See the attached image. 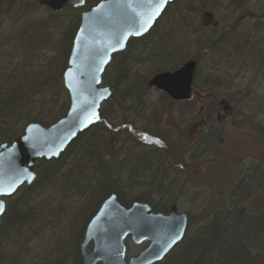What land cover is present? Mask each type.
Instances as JSON below:
<instances>
[{
  "label": "trees",
  "instance_id": "1",
  "mask_svg": "<svg viewBox=\"0 0 264 264\" xmlns=\"http://www.w3.org/2000/svg\"><path fill=\"white\" fill-rule=\"evenodd\" d=\"M99 1L101 0H85L83 7L78 9L66 7L71 12L66 18H60V14L48 11V19L38 20L31 33L22 28V34L17 39L0 46V144H10L22 135L28 124L36 123L47 127L66 113L69 102L61 77L67 67L81 13ZM16 2L17 0H0V14L6 7L13 8ZM195 2L197 0L189 1L186 10L193 8ZM176 4L177 2H173L168 5L166 13L164 11L157 22L162 18L167 19L166 23L170 19L174 20L176 12L173 10ZM242 11L249 14L243 16V19L251 17L255 20L253 28L258 29L254 30L255 33L262 29L264 7L259 15H252L253 12H248L245 2ZM243 19L235 20L229 33L236 31ZM210 21L208 22L215 26L212 19ZM170 29V33L163 31L156 38L149 39L150 31L141 38L132 39L129 41L132 43L130 46L128 43L121 54L113 57L116 74L112 80L116 83V90L122 88L120 96L124 103L117 106V111L112 116H115L114 121L119 117V123L111 125L107 120L108 111L101 109L99 123L79 134L63 154L55 160L37 163L34 183L20 189L21 195L13 203L6 205L0 222V264H82L77 246L79 241L77 242L78 238H75L72 229L68 232L69 238L72 237L68 249L63 251L62 256L56 255L58 249L53 244L59 239L57 230L60 229L56 221L64 215L92 217L104 199L112 194L116 195L124 207L137 202L149 205L153 212L165 209L160 207L161 201L153 205L150 202L151 197L142 195V191L152 188L156 160L151 165L145 156L134 158L141 155L137 154L118 169L120 162L116 155L123 153L122 148L125 145L120 138L124 131L132 129V115L137 107L143 111L145 105L143 100L147 91L144 85L146 82L142 81L139 72L135 71L136 68L133 72L131 68L135 64L140 67L142 63H146V58L174 63L177 50L174 48L175 43H172V34L178 29ZM162 37L165 39L162 40ZM223 37L215 45L224 42L226 38ZM22 38H25L23 46L18 47L17 43ZM243 38L242 43L248 44L247 38ZM175 40H178L177 37ZM237 49L239 47L236 44L234 50L238 52ZM249 49L252 53H247L246 57L250 60L255 58L264 65V48L259 49V43L253 41ZM162 52L166 54L163 56L160 54ZM142 55L144 58H141ZM241 60L245 65L243 58ZM107 85L112 91L113 87L109 83ZM115 95V91H112L108 102L114 100ZM127 100L134 108L130 115ZM153 117L154 115L150 119L154 120ZM108 132L115 134L114 143L105 142ZM137 133L142 145L160 146L161 142L156 141L159 139H149V135L145 137L143 133ZM141 144L136 143L134 146L139 148ZM110 171L120 174L121 177L125 173L123 182L110 175ZM251 181H254L253 178ZM129 187L138 191H131ZM248 187L246 183L235 186L229 194L228 206L216 210L199 224H194L188 216L189 223L184 239L158 264H264V213L250 211L248 206H245L246 209L242 207V210L238 208L240 201L243 199L249 202L248 197L258 188ZM163 189L162 185L155 187L154 198L162 197ZM26 245L30 251L28 248L23 249L22 255L21 247ZM9 248L13 249L10 254ZM32 249L38 250V255Z\"/></svg>",
  "mask_w": 264,
  "mask_h": 264
},
{
  "label": "rangeland",
  "instance_id": "2",
  "mask_svg": "<svg viewBox=\"0 0 264 264\" xmlns=\"http://www.w3.org/2000/svg\"><path fill=\"white\" fill-rule=\"evenodd\" d=\"M189 1L191 0H175L174 3L177 2V4L173 10V12H176L174 13V20L170 19L166 23L167 19L162 18L149 33L151 35L149 39H151L152 37L156 38L163 31L170 33V27L178 29L176 30L177 32L172 34L174 36L172 43H175L173 45L177 50L174 54V63L170 64L165 61L161 62L156 59L149 60L150 58H146V63H142L140 67H137L135 64L131 68L132 72L136 68L135 71L139 72L142 81L146 82L144 85L147 91L143 100L145 103L143 111H140L138 107L137 110L135 108L136 111L131 118L133 122L132 129L129 128L128 131H124L125 133L121 135L120 139L125 146L122 148L123 153L116 155L117 160L120 162L118 169L126 161L129 162V158H133L137 154L141 155L134 158L145 156L149 159L151 165L156 160V172L152 188L148 191H142V195L151 197L150 202L153 205L162 200L160 207L165 208L164 210L168 209L172 203L175 204L179 212L187 213L189 218H192L194 224L201 223L210 215H213L216 210L228 206V195L234 189L233 185L235 183V181L232 183L231 180L233 177L238 178L243 171H246V176H250L248 179L252 180L253 178L259 189L256 194L255 192L250 194L252 199L249 202L242 199L238 208L242 210V207L246 209L245 206H248L250 211L264 213V65L262 64L263 62L260 64L255 58L250 60L249 57H246V55L252 53L249 47L253 41L259 43V49L264 48V22H262V29L255 33L254 30H258L253 28L255 20L251 19V17L243 19V16L245 17L249 14L242 11L246 2L249 9L248 12L252 11V15H259V12L264 7V0H197L199 2L193 3V8L186 10L188 8L186 4ZM34 4L36 5V0H17L13 8L7 9L6 7L3 10L0 14V46L7 41L17 39L22 34V28H26L30 32L38 20L46 21L48 19V10L43 7H36ZM190 10L194 12H190ZM69 13L71 12L66 9L63 10L60 13V18L69 17ZM206 13L212 15V23H215V26L209 23L211 21L205 17ZM238 18L243 19L238 26L239 28L233 33H229L231 25H234V21ZM176 37L178 40H175ZM221 37L226 38L224 42L222 41L223 43L215 45ZM243 37L247 38L248 44L244 45L242 43ZM164 39L162 37V40ZM24 40L25 38L19 40L20 42L17 43L18 47L20 45L23 46ZM131 44L129 42V46ZM236 44L239 47V50L237 49L238 52L234 50ZM166 47H168V43ZM178 50H181L180 52H183V54ZM160 54L164 56L166 52ZM143 56L141 58H144ZM242 58L245 65L241 63ZM190 60L197 62L192 99H206V94L209 93L214 99L217 97L219 100L233 99L240 103L243 102L244 105L248 100L254 103L250 109L247 107L239 109L237 107L234 109V111L238 110L240 113H245L244 117H248L250 120H236L235 117L241 115L240 113L239 115L238 113H234L233 118L237 122L234 125L232 124V127L236 132L233 134L228 133L227 138L230 147L229 151L236 156L235 164H238L239 167L227 166L225 168L227 171L221 169L218 171L220 175L218 179H215L216 174L214 173L213 177H210L212 175L209 170L210 167L203 164L205 159L209 158L207 153L201 156L198 155L192 163L190 162L188 142L191 131L190 108L183 105L168 104V101L161 92L147 86V81L154 75L179 68ZM114 69L115 65L112 61L103 75V79L105 80H103L104 86L108 87L107 84L109 83L112 87H116V83L112 80L116 74ZM121 89L115 90L116 98L114 100L110 102L108 100L101 106V109L108 111L107 120H109L111 125L119 123V117L114 121L115 116H112L117 111V106L124 104L120 96ZM127 101V106H130L129 100ZM261 104L263 107H261ZM188 108L189 111L185 112ZM192 110L197 111V108H193ZM153 115L155 117H153L154 120L150 119ZM137 131L143 133L145 136H152L155 138L154 140L156 138L159 139L156 141L161 142L160 146L142 145ZM135 133L138 135H135ZM108 141L114 143L116 141L115 134L111 135L108 132L105 142ZM136 143H140L141 146L139 148L135 147ZM171 144L172 149L169 150L168 147ZM170 161L174 167L170 165ZM197 162L200 165L197 168L193 167ZM254 166H259V175H254L253 171L256 170ZM233 168H240V174L234 175L232 173ZM199 170L201 171L197 175V171ZM205 173L208 176V180L206 181L208 183H205L204 178L201 179L200 177ZM109 174L114 178H120L122 182L126 175L124 173L121 177L118 173L114 174V171H110ZM254 181H251V183ZM161 185L162 187L164 186L162 190L164 194L160 200H157L153 196V191L155 187H160ZM248 186L249 189L253 188V185L248 184ZM128 189L134 192L138 191L133 187H129ZM20 192L21 190L13 197L5 200L6 205L13 203L18 195H21ZM96 200L97 198H95ZM250 202L252 204H249ZM90 216L64 215V217L59 218V221H56L57 226L60 228L57 230L59 239L56 240V244H53V247L58 249L56 250L58 251L56 253L57 256H62L63 251L68 249V246L72 242V237L69 238L70 235L68 233L71 229L75 232V238H78L77 242L79 241L77 246L78 248L80 247L85 226L88 219L91 218ZM60 219L62 220L60 221ZM58 231L60 232L58 233ZM126 247L127 256L131 257L138 255L146 245L134 246L127 240ZM26 248H28V245L21 247L22 255H24L23 249ZM11 250L13 251V249L9 248L8 254L11 253ZM33 251L35 255H38V250ZM30 253L32 254V252ZM35 262L38 261L35 260Z\"/></svg>",
  "mask_w": 264,
  "mask_h": 264
},
{
  "label": "water",
  "instance_id": "3",
  "mask_svg": "<svg viewBox=\"0 0 264 264\" xmlns=\"http://www.w3.org/2000/svg\"><path fill=\"white\" fill-rule=\"evenodd\" d=\"M175 0H102L80 15L67 67L61 83L68 96L63 117L43 127L28 124L10 144H0V221L5 200L36 178L38 161L57 159L69 145L100 121V108L109 99L102 77L114 55L125 50L131 39L148 34L166 7ZM85 0H36L52 13L65 6L79 8ZM212 19V16L206 14ZM195 61H187L172 72L154 75L148 85L174 101L191 98ZM187 215L172 206L168 215L154 214L148 205L122 206L116 195L106 198L88 222L79 247L82 264H157L184 238ZM147 247L126 260L125 240Z\"/></svg>",
  "mask_w": 264,
  "mask_h": 264
},
{
  "label": "flooded vegetation",
  "instance_id": "4",
  "mask_svg": "<svg viewBox=\"0 0 264 264\" xmlns=\"http://www.w3.org/2000/svg\"><path fill=\"white\" fill-rule=\"evenodd\" d=\"M161 93L164 95V97L168 101L167 102L168 104L183 105V106L190 108V111L188 108V110L185 112L189 111V115L191 117V129H190L191 131L189 133V138H188L189 155H190L189 159L191 163L195 158L198 157V155L201 156L207 153L209 158L205 159L203 164L210 167L209 170L212 174L210 177H213V173L216 174L215 179H218L220 177L218 171H220L221 169L226 170L225 168L227 166L239 167L238 164H235L236 156L233 155L231 151H229L230 147H229V141L227 138L228 137L227 134L228 133L233 134L234 132H236L235 129L232 127V124L234 125L235 122H237L235 121V118L236 120L249 119L248 117H244L245 113H240L238 110L234 111V109L237 107L238 109L241 107L245 108V105L243 104V102L240 103L239 101H234L233 99L219 100L217 99L218 97L214 99L212 98V95H210L209 93L206 94L207 95L206 99L195 100L191 98L188 101H174V100L169 99L163 92ZM193 93H194V78H193V84H192V93H191L192 96H193ZM193 108L194 109L197 108V111H193L192 110ZM234 113L235 114L238 113V115L240 113L241 116H236L235 118H233ZM168 149L169 150L172 149V144L168 147ZM210 151L211 153H209ZM170 165L174 167L171 161H170ZM199 165L200 163L197 162L193 165V167L197 168V166ZM254 169H256L255 171H253L254 175H259V172H260L259 166H254ZM200 171L201 170L197 171V175H199ZM240 171H241L240 168H233L232 173L234 175H238L240 174ZM246 175H247V172L243 171L241 175L238 176V178L233 177V179L231 180L232 183L235 181L233 186L235 187L239 184L246 183V184L253 185V188H256L257 184H255V181L251 183V179L250 180L248 179L250 176H246ZM200 177L201 179L204 178L205 183H208L206 182L208 180V176L206 173L201 175ZM257 191H258V188L255 191V194L257 193ZM155 198L157 200H160L162 197L155 196ZM248 199H252V197L249 196ZM173 205L175 204L172 203L168 207V209L163 210V211L153 212L151 210V212L154 214L159 213L163 215H168ZM176 212L178 214H181V212H179L177 208H176ZM184 214L188 215L187 213H184Z\"/></svg>",
  "mask_w": 264,
  "mask_h": 264
},
{
  "label": "bare ground",
  "instance_id": "5",
  "mask_svg": "<svg viewBox=\"0 0 264 264\" xmlns=\"http://www.w3.org/2000/svg\"><path fill=\"white\" fill-rule=\"evenodd\" d=\"M158 20H159V19H158ZM155 24H156V23H155ZM194 78H195V76H194ZM205 82H207V80H205ZM109 89H110V91H111V88H110V87H109ZM115 90H116V87H113V90H112V91H115ZM112 91H111V94H112ZM116 91H117V90H116ZM164 94H165V93H164ZM165 95H166V94H165ZM166 96H167V95H166ZM110 97H111V95H110ZM110 97H109V99H110ZM167 97H168V96H167ZM168 98L171 99L170 97H168ZM191 98H192V95H191ZM191 98H190V99H191ZM109 99H108V100H109ZM190 99H189V100H190ZM108 100H107V101H108ZM171 100H172V99H171ZM184 101H188V100H184ZM127 105H128V104H127ZM253 105H254V103L251 102V101H249V100L245 103V107H247V108H249V109L252 108ZM257 107H258V106H257ZM261 107H263L262 104H261ZM127 108L129 109L128 112H129V115H130L131 112H132V105L130 104V106H127ZM145 137H146V136H145ZM147 137H148V136H147ZM149 139H152V136L149 135ZM41 161H43V160H41ZM38 162H39V161H38ZM38 162H37V163H38ZM37 163H36V165H37ZM36 165H35V169H34L35 171H36ZM35 179H36V178H35ZM34 181H35V180H34ZM33 183H34V182H33ZM259 212H260V211H259ZM168 255H169V254H168ZM168 255H167V256H168ZM167 256H166V257H167Z\"/></svg>",
  "mask_w": 264,
  "mask_h": 264
},
{
  "label": "snow or ice",
  "instance_id": "6",
  "mask_svg": "<svg viewBox=\"0 0 264 264\" xmlns=\"http://www.w3.org/2000/svg\"><path fill=\"white\" fill-rule=\"evenodd\" d=\"M2 207H3V206H2V205H0V211H2Z\"/></svg>",
  "mask_w": 264,
  "mask_h": 264
}]
</instances>
